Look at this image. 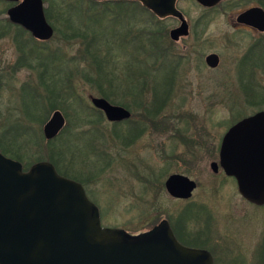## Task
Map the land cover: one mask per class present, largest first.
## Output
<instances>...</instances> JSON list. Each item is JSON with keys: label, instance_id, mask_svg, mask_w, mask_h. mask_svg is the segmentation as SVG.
I'll return each instance as SVG.
<instances>
[{"label": "rangeland", "instance_id": "374dc122", "mask_svg": "<svg viewBox=\"0 0 264 264\" xmlns=\"http://www.w3.org/2000/svg\"><path fill=\"white\" fill-rule=\"evenodd\" d=\"M227 3L223 8L210 10L190 0L179 1L177 8L186 19L189 35L178 44L168 36L169 30L179 25L175 20H159L147 12L128 8L116 15L79 14L77 20L84 37L71 44L52 45L60 48L66 58L74 56L77 61H67L60 54H52L54 51L26 45L22 50L25 58L40 63L45 75L34 71L18 74L19 81L26 78L29 83L9 101L10 112L7 119L3 118L6 128L0 125V149L19 148L24 154L21 160L25 169L39 161L49 162L56 172L58 169L84 186L88 198L99 209L103 227L137 235L166 220L182 235L185 230L194 233L195 227H207V221L219 229L216 233L210 227L215 239L228 235L233 240L227 246L231 255L221 258L225 259L223 264H260L262 254L258 256L256 251L264 234V208L256 211L246 206L237 194L234 180L210 169V164L217 161L214 146L217 147L220 135L225 134L233 121L264 111L263 37L236 31L230 17L243 6L227 8ZM155 29L166 33L161 43L167 47L169 60L160 70L146 74L155 82L166 73L172 79L170 100L159 120L162 116L166 120L170 118L173 131L187 138L174 140L168 132L147 127L134 143L123 146L112 138L113 125L105 119L101 118V123L95 119L89 126L78 124L83 118L81 108L71 93L67 95L66 78L74 79L69 85L75 87L78 99L85 106L81 110L92 119L90 97L106 95L113 105L124 107L128 102L134 106L127 91L135 87V78L148 66L162 62L161 58H149L143 51V46L149 53L153 48L143 33ZM87 38L94 41L89 48H83ZM211 53L221 59L220 66L214 70L204 63L205 55ZM0 57L16 61L17 52L10 40L0 43ZM88 77L100 79L102 89L85 80ZM58 95L59 101L61 95L67 98L63 106L56 104L65 117V127L55 140L46 141L41 122L51 114L49 104ZM13 109L26 121L23 125L10 121ZM129 126L123 125L121 130L126 132ZM94 127L103 134L94 137L91 132ZM100 155H105L106 160ZM171 174H182L196 181L197 189L191 199L174 200L167 195L164 182ZM227 215L233 220L224 219Z\"/></svg>", "mask_w": 264, "mask_h": 264}, {"label": "water", "instance_id": "95a60500", "mask_svg": "<svg viewBox=\"0 0 264 264\" xmlns=\"http://www.w3.org/2000/svg\"><path fill=\"white\" fill-rule=\"evenodd\" d=\"M137 1L159 19L180 20V26L170 31L171 40L188 34L176 0ZM220 1L196 0L203 8ZM24 5L41 13L40 0H24ZM39 19L43 30L32 31L33 36L48 40L51 29ZM236 20L264 32L261 8H250ZM205 63L217 67L218 55L208 54ZM90 102L108 122L131 116L127 109L103 98H91ZM64 125L62 113L54 112L43 128L44 136L54 138ZM219 166L235 180L243 198L264 205V111L239 120L226 131ZM210 168L215 173L218 164L213 162ZM195 188V181L182 174H171L164 182L166 193L174 199H189ZM0 264H213V259L207 251L181 245L166 220L137 235L103 227L98 207L80 183L59 175L48 162L23 172L20 163L0 154Z\"/></svg>", "mask_w": 264, "mask_h": 264}, {"label": "flooded vegetation", "instance_id": "af4514ba", "mask_svg": "<svg viewBox=\"0 0 264 264\" xmlns=\"http://www.w3.org/2000/svg\"><path fill=\"white\" fill-rule=\"evenodd\" d=\"M179 1H183V0H176V8H177V3ZM190 1L196 2V0H190ZM228 1L229 0H221L214 8L217 7L219 9V7H221L222 5H224L225 2L227 3ZM230 1L227 3V8H232V7L236 8V7L240 6L241 4L243 6V7L239 8L238 12H236L235 14H233L232 17H230V23H231L232 27L236 31H247V32H251L253 34H257L259 36H262L263 37L262 41H264V32L258 31L256 28H253L251 26H248L245 24H240L236 20L237 16L240 13H242V12H244L250 8L258 7L264 11V0H252V2H255V4L254 3L249 4L250 0H230ZM23 3H24V0H0V43L4 42L5 39L10 40L12 47H14L16 52H17L16 61H13V62H10L7 59L0 57V125L4 129L6 128L4 125V124H6V122L4 121L3 118L5 116V119H7V115L10 112V106L11 105H10L9 101H10L11 97L13 96L14 93L18 92L20 89L28 87L27 83H29V80H26V78H25L24 80L19 81V75H21L19 73L26 72V71H29V72L34 71V72H36V74L38 73V75L39 74L42 76L45 75V71L42 68V65L40 63L36 64V63L31 62L25 58L22 50H24L26 48V45L27 46H30V45L39 46L42 48L43 51H46V52L54 51V52H52V54H54V53L60 54L63 57V59H65L67 61L74 62L75 60L76 61L78 60L77 57L72 56L70 58H66L64 56V53L62 52V50L60 48L53 47L52 45L56 44V46H57V44L61 45L62 43L71 44V43L76 42L78 40L77 34L80 31V29H82L81 26H79V21L77 20V17L79 16L80 13H82L81 15H84L83 13H86V15H88V16L94 12H96L97 14H104L106 12V13L116 15L117 12H125L128 8H133V9L137 10L138 12L142 13L144 11V12H147L148 14H152L154 17H156L150 10L144 8L142 3L140 1H137V0H40L41 13H40V10H31V9L26 8L25 5L22 6ZM223 7L224 6H222L221 8H223ZM178 11H180V10L178 9ZM221 12H223L222 9H221ZM182 15H183V13H182ZM37 17H42L44 19V22L51 29L52 35L48 40H40V39L33 36L32 31L43 30V26L41 25L42 21H40V19L37 20ZM183 17H184V15H183ZM167 18H171L179 24L177 27H174V28L169 30V32H168V36H169L171 30L176 29L180 26V20L176 17H167ZM167 18H164V19H167ZM164 19H159V20H164ZM184 19H185V17H184ZM70 24H72V26ZM136 24H138V22ZM28 25H33V27H30ZM131 29H133V27ZM133 33L136 34V31L134 30ZM188 35H189V27H188V34L186 36H180L178 38V40H176V41H173L171 39L170 40L173 43L178 44L182 39L186 38ZM136 38H137V35H136ZM169 38H170V36H169ZM54 39H56V40H54ZM9 46L11 47V45H9ZM216 55H218V54H216ZM206 56L207 55H205V57H204V63H205ZM218 57H219V64L217 67L210 68L206 65V63H205V65L210 70L217 69L220 66V62H221L219 55H218ZM72 82H74L73 78H72V80H70V76L68 78H66L64 89L69 90V93H67V95L71 93L73 99L78 100V97H79L78 92H77V90H75V87L73 85L71 87ZM69 83H71V84L69 85ZM73 90H75V91H73ZM59 96L60 95L56 96L53 104H49V106L51 108V109L49 108V110H51V114L49 115V117L45 121L43 119L41 122V123H43L42 135L46 141L55 140L57 138V136L61 133V132H59L54 138L49 139V140L46 139V137L44 136V133H43V128H44L45 124L50 120V118L52 117L54 112L59 111L56 109V107H57L56 104H58V103L62 104V98H61V101H59L60 100ZM61 97H63V96L61 95ZM91 98H102V97H90V99ZM103 99H105V98H103ZM90 104H91V102H90ZM91 106H92V104H91ZM115 106H118V105H115ZM94 109H96V108H94ZM98 111H100V110H98ZM13 112H14L13 118L10 119V121H12V124L17 125V126L23 125L24 122H26V121L24 120L22 115H20V113L18 111H15L14 109H13ZM48 112L49 111H47L46 113H48ZM129 112L131 113V116L129 119H131L132 118V112L131 111H129ZM103 116H104V114H103ZM104 118H105V116H104ZM163 118L164 117L162 116L161 120H163ZM129 119H127V120H129ZM105 120H106V118H105ZM127 120H123L120 122H108L107 120L106 121L112 125L117 124L119 126H123V125H126ZM65 122H66V120H65ZM19 127H21V126H19ZM155 129L159 130V128L157 126L155 127ZM166 130L167 131H160V130L159 131L161 133L168 132V135H170L171 138H173L174 140H176V139L180 140L181 139L180 137L187 138L186 136H182V135L178 134L177 131H176L177 133L173 131L174 125H173V122H171V119H169L167 121ZM10 131H12V130L8 129V132H10ZM142 135H144V134H142ZM222 138H223V135L221 134L219 137V144L217 145V147H215L216 146L215 145L214 149H213V153H215V152L217 153V161H213V162L218 164V170H217V172H215V174H217L218 171H221L226 177L234 180L233 178L227 176L219 166V153H220V146H221ZM199 144L202 146V143H199ZM0 147H1V144H0ZM10 147H4L3 150L0 149V154L6 158H9L13 161L20 163L23 172L28 171L33 165L41 162V161H39V162L33 163L28 169H25L23 164H22V160H21L22 159L21 156H24V154L21 153L19 148H15V147L10 148ZM14 149H16V150H14ZM234 182H235V180H234ZM195 183H196V181H195ZM195 189H197V183H196ZM195 189H194V191H195ZM236 189H237V186H236ZM194 191L192 192V196L194 195ZM237 194L242 199V201L246 204V206L251 207V209L256 210V211H260L264 208V205H256L254 203L247 201L245 198H243L240 195V193L238 192V189H237ZM192 196L189 199H191ZM172 199H174V198H172ZM189 199H187V200H189ZM174 200H183V199H174ZM209 217H211V216H209ZM196 218H192V219H196ZM224 219H226L227 221L233 220V218L228 216V215L226 217H224ZM205 225L207 227H201L199 229L197 227L193 228L194 230L196 229L194 233H192L190 231L187 232L184 229L185 232H184V234H182L183 235L182 236L181 234L176 232L174 229H172L170 224H169L176 240L181 245H183L187 248H191V249H198V250L207 251L213 259V264H223L225 259L222 260L221 258H224V257L231 255L230 254L231 249L229 250L230 247H227V246L231 245V242L233 240L228 235H227V237H225L226 239L222 236H219L220 238L215 239L214 235H213L215 225L213 226V224H211L212 228H213L212 229L213 231H211V232L209 231L210 227H211L210 223H208L206 221ZM205 231H207V232L205 233ZM215 231H216V233L219 232L218 227H217V229H215ZM262 237H263L261 239L262 241H261L259 247L257 248L256 252H257L258 256H259V254H262L261 256L264 258V234ZM236 246H238V245H236ZM224 248H226V249H224ZM224 253L228 254V255L225 256ZM241 256H242V254H240V256H238V257H241ZM259 258H260V256H259ZM262 264H264V262Z\"/></svg>", "mask_w": 264, "mask_h": 264}, {"label": "trees", "instance_id": "16d2710c", "mask_svg": "<svg viewBox=\"0 0 264 264\" xmlns=\"http://www.w3.org/2000/svg\"><path fill=\"white\" fill-rule=\"evenodd\" d=\"M212 9L213 8H210V10ZM80 31L77 34L78 38L84 37V36H81L82 34L80 33ZM143 37L144 39L146 38L147 40H149V42H152V46H153V48L151 49V53H149L150 51L145 46H143L144 53L147 52V54L149 55V58L154 57L155 60L157 59L160 60L161 58L162 62L160 61L161 63H159L157 66L155 65L153 66L152 64L151 66H148L147 69H145L143 72H141V74L139 73V75L134 80L135 87H132L130 90L127 91V93L131 94L130 98L132 99V104H134V106L130 105L128 102L127 103L125 102L123 104L124 107H126V109L132 112V118L126 121V124H129L130 126L127 128L126 132H123L121 130L122 126L115 124L113 125L114 132L111 135L112 138L116 142L118 143L120 142V144H123V146H127V145L134 143L138 137H140L142 134L146 132L147 127L157 126L160 131H165L167 128V121L170 119V118L168 120H166L165 118H163V120L158 119L159 116L161 115V112L166 108L170 100V95H171L170 85L172 81V79L169 76L170 73H166L165 76L161 78L159 82H155L154 80H152L153 78L150 79L148 77V74H146L147 71L153 72L154 70L155 71L160 70L163 66H165V63L167 65V60H169L168 58L169 53H167V47L161 43L164 40V37H166V33L162 32V30L155 29V31L149 34H145L144 32ZM93 41H94L93 38L85 39L83 41V44H84L83 48L85 47L89 48ZM143 42L146 43L144 40ZM152 50L154 54L152 53ZM85 80H87L88 82H92V85H96L99 90L102 89V86L100 85V82H101L100 79H96V78L92 79L91 77H88V78H85ZM160 83L162 85H160ZM102 97L105 98L106 100L108 99L106 95ZM66 100L67 98L62 97V104L65 103ZM78 104L80 105V108L82 110L85 109V106L83 105L82 100L78 99ZM81 109L80 111L82 112V116L84 119L82 118L81 120H79L78 124L89 126L91 122L97 121L96 123H101V120L105 119L103 116V113L94 108H93V112H94L93 119L89 114H85ZM233 122H236V121H233ZM95 127L91 131L92 134H94V137L96 136L98 137L99 135L103 134L100 128H95ZM100 157L102 158V160L103 159L106 160L105 155H100ZM55 167L57 166L55 165ZM57 172L59 175L66 177V178L68 177L69 179H71V177L67 176V174H63L59 172L58 169H57ZM259 259H260L259 260L260 264H262L264 262V258L260 257Z\"/></svg>", "mask_w": 264, "mask_h": 264}]
</instances>
